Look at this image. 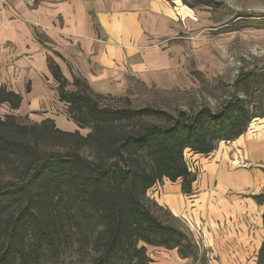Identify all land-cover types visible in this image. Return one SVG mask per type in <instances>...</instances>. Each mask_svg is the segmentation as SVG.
I'll return each mask as SVG.
<instances>
[{"label": "trees", "instance_id": "1", "mask_svg": "<svg viewBox=\"0 0 264 264\" xmlns=\"http://www.w3.org/2000/svg\"><path fill=\"white\" fill-rule=\"evenodd\" d=\"M47 62L68 118L89 132H63L51 119L26 125L0 117V264H60L75 247L90 253V264H151L146 246L209 264L183 228L156 216L152 207L161 208L147 193L167 180L193 195L196 174L184 153L208 156L264 117V110L256 113L264 71H240L216 110L171 113L128 101L103 104L107 97L91 94L85 80L74 76L70 84ZM20 103L19 94L0 86V104L17 110ZM54 146L62 151L47 150ZM252 198L264 203V193ZM262 223L264 230V211ZM255 264H264V236Z\"/></svg>", "mask_w": 264, "mask_h": 264}, {"label": "crops", "instance_id": "2", "mask_svg": "<svg viewBox=\"0 0 264 264\" xmlns=\"http://www.w3.org/2000/svg\"><path fill=\"white\" fill-rule=\"evenodd\" d=\"M165 4L163 0H118L113 5L106 0H94L93 4L88 0L61 1L58 2L60 7L57 14L65 15L63 28L52 30L53 20L45 17L41 22L44 15L40 13L34 18V24L40 28H48L50 24L52 28L40 32L32 23L8 21L9 12L0 11V86L21 97L17 110L0 104V116L18 112L19 116L36 121L33 117L41 108L45 107L46 112L50 113L48 103H61L48 69V58L59 66L68 83H72L74 76L85 80L90 90L95 83L100 95L109 92L105 84L110 85L109 78L122 69L130 68L140 75L150 67L160 65V61L148 60L144 47L148 36L168 33L171 20ZM91 5L95 11L98 33L102 37L100 40L96 39L93 22L87 15ZM4 66L9 69L5 70ZM5 72L23 79L26 86L21 84L18 90L11 88L5 81ZM66 115V112L54 118L49 115L42 121L54 119L62 131L74 132L78 128ZM244 145L246 154L237 147L241 153L240 157L237 156L241 164L264 159L262 140L255 138ZM227 167L225 161L209 166L207 173L198 175V180L201 178L198 188L195 185L196 177L193 195L190 196L198 199L187 200L180 191V185L165 181L162 187L161 183L157 184L149 192L158 189L162 197L160 205L171 213V209H179V214H173L182 218L185 225L183 230L198 249L206 250L209 264H255L264 236V203L258 205L252 197L259 195L257 193L264 186V171L249 169L248 166ZM146 248L162 250L159 247ZM163 251L175 255L181 263L187 260L179 259L176 250Z\"/></svg>", "mask_w": 264, "mask_h": 264}, {"label": "rangeland", "instance_id": "3", "mask_svg": "<svg viewBox=\"0 0 264 264\" xmlns=\"http://www.w3.org/2000/svg\"><path fill=\"white\" fill-rule=\"evenodd\" d=\"M61 1L70 3L71 0H4L0 2V11L9 12L8 21L27 22L28 25L32 23L35 29L37 27L38 30L40 29L39 32L47 29L49 31L52 29L50 24L47 25L48 28L45 26L40 28L39 25L34 24V18L41 13L44 15L41 22L45 17L52 19L54 25L52 30H57L62 29L65 23V15L57 14L60 7L58 2ZM106 1L113 5L118 0ZM163 1L166 3V12L170 14L171 20L168 25L169 30L167 29L168 33L154 34L155 37L148 36L144 47L148 60L160 61L161 64L150 67L140 75L127 68L122 69L120 73H115L112 77L109 76L110 85L105 84L109 92L101 93V96L107 97L102 100L103 104L120 107L126 106V101H128L134 108L156 107L171 113L178 110L192 113L204 105L216 110L233 94L232 84L240 71L243 70L249 74L264 71V0H186L187 4L183 0ZM88 2L93 4L94 0H88ZM205 2L213 3L207 6ZM87 13L93 22L96 39H102L98 33L96 15L92 5ZM27 16L30 17L27 18ZM7 46L10 47L8 44ZM4 68L9 69L7 66ZM5 81L11 85V88L14 87L17 90L21 84L26 86V81L18 76H11L8 72H5ZM90 88L91 94L100 95L96 91L95 83ZM37 90L36 88V92ZM260 93L262 104L256 113L264 110V87L259 88L258 94ZM56 102L48 103L50 113L46 112L45 107L41 108L33 117L36 121H31L27 116H19L18 112H11V115L15 114L18 122L22 124H38L49 115L54 118L65 114L66 105ZM66 117L68 118L67 115ZM52 121L55 128L59 129L54 119ZM77 130L82 136L89 132L88 129ZM255 138L264 142V117L253 119L247 131L235 141L218 143L215 150L208 156H195L186 151L185 160L189 169L197 177L196 187L198 188L201 180L200 177L198 180V175L202 176L207 173L209 166L218 165L222 161H225L227 168L248 166L249 169L256 168L264 171V159L256 163L249 161V164L243 163V166L237 158L242 152L246 154L244 144ZM237 147L242 149L241 153L237 151ZM47 150L62 151L57 146L47 147ZM233 161H238V163H233ZM164 181L169 184V181ZM177 185H180L179 182H176L175 186ZM262 193H264V186L257 194ZM183 197L187 200L198 199L194 196L183 195ZM147 198L161 208L152 207L161 221L185 229L182 218L174 215L179 214L178 208L171 209L173 214L168 208L160 205L162 197L158 189L148 191ZM163 250L165 249L147 248V253L152 260L151 264L190 263L189 260L181 263L175 255L172 256ZM199 251L205 253L207 257L205 249H199ZM89 254L85 250L79 252L75 247L62 257L60 264H90ZM178 258L181 259L179 256Z\"/></svg>", "mask_w": 264, "mask_h": 264}]
</instances>
